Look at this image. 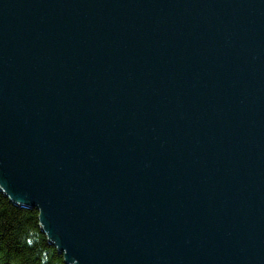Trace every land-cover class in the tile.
Wrapping results in <instances>:
<instances>
[{"label": "water", "instance_id": "obj_1", "mask_svg": "<svg viewBox=\"0 0 264 264\" xmlns=\"http://www.w3.org/2000/svg\"><path fill=\"white\" fill-rule=\"evenodd\" d=\"M0 190L67 264H264V0H0Z\"/></svg>", "mask_w": 264, "mask_h": 264}, {"label": "trees", "instance_id": "obj_2", "mask_svg": "<svg viewBox=\"0 0 264 264\" xmlns=\"http://www.w3.org/2000/svg\"><path fill=\"white\" fill-rule=\"evenodd\" d=\"M0 264H67L44 233L40 211L16 206L1 190Z\"/></svg>", "mask_w": 264, "mask_h": 264}]
</instances>
